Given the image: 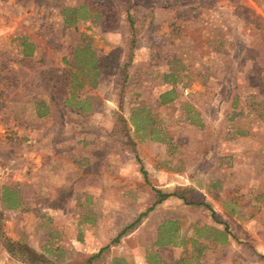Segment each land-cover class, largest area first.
I'll use <instances>...</instances> for the list:
<instances>
[{
	"label": "rangeland",
	"instance_id": "374dc122",
	"mask_svg": "<svg viewBox=\"0 0 264 264\" xmlns=\"http://www.w3.org/2000/svg\"><path fill=\"white\" fill-rule=\"evenodd\" d=\"M233 263L264 264V0H0V264Z\"/></svg>",
	"mask_w": 264,
	"mask_h": 264
},
{
	"label": "trees",
	"instance_id": "16d2710c",
	"mask_svg": "<svg viewBox=\"0 0 264 264\" xmlns=\"http://www.w3.org/2000/svg\"><path fill=\"white\" fill-rule=\"evenodd\" d=\"M95 62L97 64V61L96 60H95ZM101 66H102V63L100 62L99 66L97 68H101ZM162 98L165 99L166 96H163ZM169 101H170L169 99L164 100L163 101V105L164 104H167ZM154 192H155V195H156V201H155V203L153 204V206L146 213H144L143 215H141V217H144L145 215H147V213H149L150 211H152L157 205L162 204L168 198L173 197V196H178L177 194H173V193H165L164 191L159 190V189H154ZM181 198L184 199V197H181ZM189 204H191V203H189ZM215 216H216L215 213H213V217L214 218H215ZM141 217H140V219H141ZM139 220L137 222H139ZM102 252L103 251H101L98 255L93 256L90 259V261H92L93 258H98L102 254Z\"/></svg>",
	"mask_w": 264,
	"mask_h": 264
},
{
	"label": "crops",
	"instance_id": "0c3cea01",
	"mask_svg": "<svg viewBox=\"0 0 264 264\" xmlns=\"http://www.w3.org/2000/svg\"><path fill=\"white\" fill-rule=\"evenodd\" d=\"M167 98V97H166ZM240 240V239H239ZM239 240H237V238H233V241H235V242H238ZM230 241V240H229ZM231 242V241H230ZM249 251H252L255 255H257V253H255L256 251L255 250H249ZM239 252V254H242V251L241 250H239L238 251ZM258 252V251H257ZM239 256V258H241V256L240 255H238ZM235 257H236V255H235ZM234 264V263H233Z\"/></svg>",
	"mask_w": 264,
	"mask_h": 264
}]
</instances>
